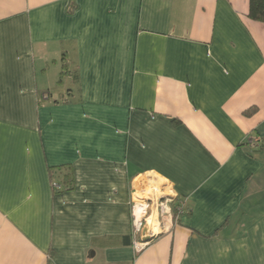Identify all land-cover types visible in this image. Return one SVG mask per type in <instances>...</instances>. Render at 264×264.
<instances>
[{"label":"crops","instance_id":"1","mask_svg":"<svg viewBox=\"0 0 264 264\" xmlns=\"http://www.w3.org/2000/svg\"><path fill=\"white\" fill-rule=\"evenodd\" d=\"M249 8L0 0V264H264V23ZM136 193L159 222L141 251Z\"/></svg>","mask_w":264,"mask_h":264},{"label":"built area","instance_id":"2","mask_svg":"<svg viewBox=\"0 0 264 264\" xmlns=\"http://www.w3.org/2000/svg\"><path fill=\"white\" fill-rule=\"evenodd\" d=\"M255 143H259V139L254 140ZM157 200V208H160L163 211L171 212V207L169 206V201L165 196H162ZM154 200L150 198V196H146L142 194L139 196L137 193L135 194V199L132 205V218H133V227H134V235L135 236H143L145 238L144 241L135 242V249L137 251H141L144 247H146L150 240L156 237L157 231H153L151 226L149 225V219L153 218V206ZM140 208V214H137L138 209ZM163 215V214H162ZM157 230L159 226V222L156 219Z\"/></svg>","mask_w":264,"mask_h":264},{"label":"trees","instance_id":"3","mask_svg":"<svg viewBox=\"0 0 264 264\" xmlns=\"http://www.w3.org/2000/svg\"><path fill=\"white\" fill-rule=\"evenodd\" d=\"M249 18L254 21L264 23V0H250ZM253 113H254V109L246 112V114L249 116L252 115ZM259 145L261 147H264V139ZM172 209L176 214L175 217L178 216V212L180 214H183L185 212V209L183 207L178 208V206L174 207L172 205Z\"/></svg>","mask_w":264,"mask_h":264},{"label":"rangeland","instance_id":"4","mask_svg":"<svg viewBox=\"0 0 264 264\" xmlns=\"http://www.w3.org/2000/svg\"><path fill=\"white\" fill-rule=\"evenodd\" d=\"M150 188L147 190V192L148 193H150V194H152V195H154L155 194V191L153 190L154 188H159V189H162V187H158V185H156V183L154 182V181H152V182H150ZM157 191V190H156ZM157 193H158V191H157ZM156 193V194H157ZM139 196H141L142 194L141 193H137ZM152 219H154V218H152ZM154 222H155V226L154 227H156L155 229H154V227L151 225V223H150V226H151V228L153 229V231L155 230V232L157 231V223H156V220L154 219Z\"/></svg>","mask_w":264,"mask_h":264},{"label":"bare ground","instance_id":"5","mask_svg":"<svg viewBox=\"0 0 264 264\" xmlns=\"http://www.w3.org/2000/svg\"><path fill=\"white\" fill-rule=\"evenodd\" d=\"M137 214L139 215L140 214V208L138 209V211H137ZM149 225H150V223H151V225L154 227L155 226V222L152 220V218H150L149 220ZM156 227H154V229H155ZM155 231V230H154Z\"/></svg>","mask_w":264,"mask_h":264}]
</instances>
